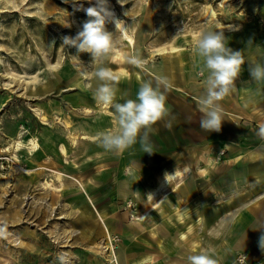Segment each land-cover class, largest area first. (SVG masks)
Segmentation results:
<instances>
[{"label":"rangeland","instance_id":"1","mask_svg":"<svg viewBox=\"0 0 264 264\" xmlns=\"http://www.w3.org/2000/svg\"><path fill=\"white\" fill-rule=\"evenodd\" d=\"M94 2L79 0L84 8ZM108 2L117 18L125 22L132 42L116 33L115 52L105 65L115 61L130 73L135 69L150 71L155 61L167 56L185 51L193 55L194 36L203 30H222L227 42L242 44L251 37L249 26L255 25L259 34L253 38L254 43L260 45L264 39V0H123V5L118 0ZM88 19L71 0H0V264H63L61 250L75 256L74 264H82L83 257V264H92V255L104 264H118L119 235L110 233L117 240L107 244V255L96 253V247H92L102 239L106 241V236L89 242V232L84 229L88 228L86 217L95 215L102 231L110 230L104 214L96 213L100 209L96 204L106 205L108 197L129 220L133 219L131 215H137L135 198L129 197L127 190H87L84 172L89 171L79 156L85 152L86 138L78 147H72L66 137L74 131L76 136L80 134L75 127L85 131L81 126L88 121L84 119L70 127L66 111H59L66 108L63 97L69 93L57 87L55 74L68 69L87 80L95 68L90 64L91 54L75 46H63L62 40L64 36L74 37ZM106 29L116 32L114 23L106 24ZM133 55L143 61L141 66L128 63V57ZM117 71L126 73L123 68ZM35 109L45 115L46 121ZM32 140L38 144L35 149L31 148ZM60 146L65 147L66 155L61 154ZM71 156L74 161H68ZM92 179L108 180L100 176ZM44 180L50 186L44 185ZM128 201L135 202L134 210L127 207ZM112 256L116 261L110 263L106 258L112 260Z\"/></svg>","mask_w":264,"mask_h":264},{"label":"crops","instance_id":"2","mask_svg":"<svg viewBox=\"0 0 264 264\" xmlns=\"http://www.w3.org/2000/svg\"><path fill=\"white\" fill-rule=\"evenodd\" d=\"M248 31L251 37L246 41L252 40V44L227 42L233 50L242 51L246 63L236 81V91L219 102L224 120L219 132L210 133L200 127L202 114L197 99L203 95L207 71L201 75L203 61L196 52L167 56L155 61L146 72L135 69L130 73L126 66L107 62L105 66L117 77V102L135 99L145 80L162 77L168 82L167 90L163 85L161 90L170 115L153 125L152 154L144 153L139 143L122 154L105 152L98 145L97 133L114 124L112 110L93 98L95 68L87 80L68 69L55 74L57 87L69 93L63 97L67 105L60 113L66 111L70 127L88 121L81 126L85 131L75 127L80 133L77 138L75 131L66 137L72 147H78L86 138L85 152L79 156L89 171L84 172L87 190H127L137 204L136 219L132 220L125 212L119 213L109 197L106 205L96 204L100 208L96 213L104 214L110 229L105 228V232L95 215L86 217L88 228L84 229L89 232L85 234L89 242L106 236V231L119 235L118 264H189L188 256L200 251L214 254L218 264H232L239 255L245 257L244 264H264V252L258 244L264 231V140L257 135L259 124L264 123V82H252L248 72V62L264 63V39L256 45L253 38L259 31L255 25H250ZM121 68L126 73L117 71ZM168 120L171 128L165 126ZM60 149L66 155L65 147ZM185 165H190L188 174L166 184L154 199H147V193L165 172L174 173ZM99 176L108 180L100 179V184L92 179ZM57 179L60 181V176ZM90 262L102 263L95 255Z\"/></svg>","mask_w":264,"mask_h":264},{"label":"clouds","instance_id":"3","mask_svg":"<svg viewBox=\"0 0 264 264\" xmlns=\"http://www.w3.org/2000/svg\"><path fill=\"white\" fill-rule=\"evenodd\" d=\"M64 2L69 3L70 0ZM71 2L76 6V10H83L89 19L83 23L82 30L74 37H62L63 46H75L78 51L91 54L90 64L95 66L93 98L97 104L112 110L114 127L97 133L98 145L105 152L122 154L139 143L144 153H154L150 141L153 125L170 115L166 107V96L161 90L162 85L165 90L169 87L167 80L162 77H156L155 81L145 80L140 83L135 99H124L123 103L117 102L115 86L117 77L105 66V61L115 52L117 45L115 34L125 33L126 24L123 20L115 18L108 0H95V3L87 8H84L79 0H71ZM89 2L91 3V0ZM118 2L124 4L123 0ZM108 23L115 24V33L106 29ZM227 40L222 30H203L194 36V50L202 59L204 66L201 75H205V69L207 71L203 95L197 99L202 114L200 127L210 133L221 130L224 120L223 109L219 102L236 91V81L246 63L242 51L233 50ZM250 44L251 41L248 42V45ZM128 63L139 67L143 61L138 55H133L128 57ZM248 72L252 82H264V63L248 62ZM165 126L171 128V120H168ZM257 135L264 140V123L259 124ZM190 170V165H185L183 169L177 167L174 173L165 172L164 180L171 185L178 177L188 174ZM256 183L255 181L253 185L255 186ZM147 199H154L153 195L148 194ZM258 244L260 250L264 252V231L261 232ZM187 259L189 264H218L214 254L208 251L189 255Z\"/></svg>","mask_w":264,"mask_h":264},{"label":"bare ground","instance_id":"4","mask_svg":"<svg viewBox=\"0 0 264 264\" xmlns=\"http://www.w3.org/2000/svg\"><path fill=\"white\" fill-rule=\"evenodd\" d=\"M95 3V2H94ZM108 4H109V7H110V10L114 13V15H115V18H117V15H116V11H115V9H114V7L108 2ZM118 19V18H117ZM120 20V19H119ZM228 27H229V29H231V30H233V29H235L232 25H227ZM223 26L222 25H219V28H222ZM227 27V28H228ZM224 28V27H223ZM222 28V29H223ZM122 35L124 36V38H126V40L128 41V42H132V37L130 36V35H128L126 32L125 33H122ZM129 43V44H130ZM171 49H175V47L174 46H171L170 47ZM159 50H162V49H159ZM35 111V113L41 118V119H43V120H45L46 119V117H45V115L44 114H42V112L39 110V109H35L34 110ZM87 111H89V109L87 110ZM46 121V120H45ZM67 125V124H66ZM76 133V132H75ZM77 135V134H76ZM74 136L75 135H72V138H74ZM85 135H81V137H84ZM76 138L78 137V136H75ZM71 138V139H72ZM30 143H31V148H33V149H35L36 148V146H38V144L36 143V141H34V140H32V141H30ZM62 149V150H61ZM60 150L61 151H64L63 150V148H61ZM65 154V153H64ZM58 174V173H57ZM56 177L57 178H59V174L58 175H56ZM164 177V176H163ZM43 184L44 185H46V186H50V183L48 182V180H44L43 181ZM166 182H165V180H164V178H159L158 179V182L156 183V185L150 190V192L149 193H147V195H146V197L148 196V194H152L153 196H155L156 195V193H157V191L158 190H164V189H166ZM132 217H133V219H136V217H134V215H131ZM140 219V218H139ZM69 233H70V235L71 234H73L74 233V231L72 230V231H69ZM106 233H107V235H106V241H105V239H102L100 242H97L92 248H94V247H96V253H99V254H106V249H107V244H111L112 245V239H113V237H115V236H113V235H111V234H109L107 231H106ZM107 255V254H106ZM74 258H75V256H71V255H69V253H68V251L67 250H61L60 251V259H61V261L63 262V264H74ZM106 259H108V261H110V263L111 262H113V261H116V259H114V257L112 256V260L110 259V257L109 258H106ZM101 264H104V263H101ZM133 264V263H132Z\"/></svg>","mask_w":264,"mask_h":264},{"label":"built area","instance_id":"5","mask_svg":"<svg viewBox=\"0 0 264 264\" xmlns=\"http://www.w3.org/2000/svg\"><path fill=\"white\" fill-rule=\"evenodd\" d=\"M127 207H130L131 209L133 208L134 210V207H135V202H132V201H128L127 202ZM132 217V216H131ZM117 240V237H113L112 241H115ZM245 262V257L242 256V255H239L235 258V260L233 261L232 264H244Z\"/></svg>","mask_w":264,"mask_h":264}]
</instances>
